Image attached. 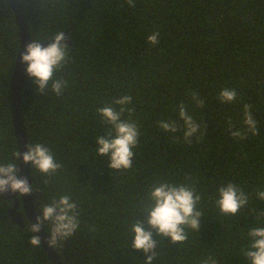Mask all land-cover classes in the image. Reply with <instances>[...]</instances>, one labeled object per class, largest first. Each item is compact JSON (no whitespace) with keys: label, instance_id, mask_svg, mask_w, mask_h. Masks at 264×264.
I'll return each mask as SVG.
<instances>
[{"label":"trees","instance_id":"trees-1","mask_svg":"<svg viewBox=\"0 0 264 264\" xmlns=\"http://www.w3.org/2000/svg\"><path fill=\"white\" fill-rule=\"evenodd\" d=\"M32 41L68 36L66 62L53 73L65 81L56 94L40 92L26 75L22 112L29 145L47 147L61 167L47 175L32 167L37 210L67 195L76 204L78 227L53 248L63 264H144L146 254L132 247V223L143 222L156 241L151 264H249L250 228L264 227V0H20ZM158 32V43L148 35ZM20 48V29L8 0H0V164L15 163L18 142L11 87ZM235 89L222 102V89ZM204 100L197 106L192 93ZM130 95L129 113L140 135L132 167L115 170L109 156L96 154L95 137L108 135L98 108L120 105ZM200 130L187 143L179 105ZM257 134L230 135L246 129L244 105ZM175 121L176 133L158 127ZM19 176V171L17 173ZM160 183L186 184L201 198L199 231L185 228L187 239L173 244L146 221L153 203L149 192ZM235 184L248 203L235 215L216 204L218 189ZM13 200L0 199V264H54L42 244L29 243L31 225L13 223ZM19 210L24 213L20 203ZM47 236L51 223L42 225Z\"/></svg>","mask_w":264,"mask_h":264},{"label":"clouds","instance_id":"clouds-1","mask_svg":"<svg viewBox=\"0 0 264 264\" xmlns=\"http://www.w3.org/2000/svg\"><path fill=\"white\" fill-rule=\"evenodd\" d=\"M129 6H134V0H125ZM159 33L154 32L148 35L150 44L158 43ZM64 40V33L55 35L53 42L47 46L42 43L31 41L25 47V51L20 55L21 63L26 64L25 74L34 77L38 90L42 92L51 83V89L56 94H60L65 87V81L53 80V73L60 69L66 62V48L68 44L61 43ZM237 93L235 89L224 88L219 93L222 102H233ZM193 102L204 107V100L198 93H192ZM116 105H120L119 111L111 106H104L97 109L103 122L111 125L108 135L96 136V154L109 156V167L115 170L129 169L133 163V148L138 143L140 135L135 122L121 119L122 113L131 108L126 105L132 103L130 95H123L114 100ZM179 118L183 121V137L187 143H191V138L197 134L201 125L196 122L192 115L188 113L183 103L179 106ZM250 105H244L243 123L246 129H234L229 119L230 135L234 138L243 139L250 132L257 134L256 121L250 111ZM158 127L166 133H176L178 125L175 121L163 120L158 122ZM18 159L22 157L25 163H30L41 173L51 175L55 173L61 165L57 163L50 150L42 144L27 145V151L16 153ZM19 168L15 163L0 164V193L11 190L19 195L28 194L32 191V186L27 179L18 178ZM218 199L216 204L219 211L225 215H235L242 206L248 203L247 195L235 184L228 183L218 189ZM259 199L264 200V191L257 192ZM149 197L153 202L146 210V221L150 229H154L158 235L169 237L173 244L184 242L187 239L185 228L199 231L200 217L202 213L197 210V203L200 196L194 189L186 184L160 183L154 186L149 192ZM42 214L37 216V223L31 224V232H38L45 222L51 223V231L48 241L51 246L58 240L71 236L78 227L76 214V204L65 195L51 204L46 205L41 210ZM132 247L142 250L146 254L144 264H151L155 255L154 249L156 241L153 239L151 230H146L143 222L132 223ZM248 235L251 237V245L244 255L249 264H264V227L250 228ZM29 243L38 247L41 239L38 235H33ZM203 264H216V261L209 256Z\"/></svg>","mask_w":264,"mask_h":264},{"label":"water","instance_id":"water-1","mask_svg":"<svg viewBox=\"0 0 264 264\" xmlns=\"http://www.w3.org/2000/svg\"><path fill=\"white\" fill-rule=\"evenodd\" d=\"M14 11L15 18L17 20L18 27L20 29V48L15 61L13 76H12V87L10 97V107L12 114L13 127L18 142V150L23 153L27 151L28 136L26 131V125L22 112V90L24 81L26 78L25 67L26 64L21 63L20 55L25 51V47L32 41L30 31L27 24L24 8L20 0H8ZM68 36H64V40L61 43H68ZM53 39L42 43V46H47L52 43ZM18 178H25L30 186L33 185L34 179L32 176V167L30 163H25L22 157L19 159V176ZM0 199L13 200V206L9 210L10 217L13 223L23 227L25 225V217L28 219L30 225L37 223V216L41 215L42 212L37 210L33 198V189L28 194L19 195L11 190L0 193ZM20 203L24 208V213L19 210ZM41 239V244L44 250L49 255L50 259L54 264H63L60 260L57 252L49 244L48 236L46 235L43 227L41 226L38 232H35Z\"/></svg>","mask_w":264,"mask_h":264}]
</instances>
